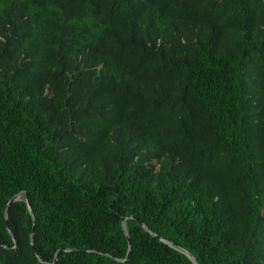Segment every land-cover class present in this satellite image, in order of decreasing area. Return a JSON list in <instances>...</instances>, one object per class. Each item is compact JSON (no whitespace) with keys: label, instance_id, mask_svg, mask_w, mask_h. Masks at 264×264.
<instances>
[{"label":"trees","instance_id":"1","mask_svg":"<svg viewBox=\"0 0 264 264\" xmlns=\"http://www.w3.org/2000/svg\"><path fill=\"white\" fill-rule=\"evenodd\" d=\"M263 208L264 0H0V264H264Z\"/></svg>","mask_w":264,"mask_h":264},{"label":"water","instance_id":"2","mask_svg":"<svg viewBox=\"0 0 264 264\" xmlns=\"http://www.w3.org/2000/svg\"><path fill=\"white\" fill-rule=\"evenodd\" d=\"M21 199V197H20V195H15L14 197H12L11 198V200L9 201V203L7 204V208L11 205V204H13L14 202H16L17 200H20ZM26 201H27V203L29 204V209H30V211H31V214H32V216H33V219H34V213H33V210H32V208H31V205H30V203L28 202V200L26 199ZM129 218H133L132 216H128V217H123L122 218V222H123V226H124V231H125V234H126V236H127V240H128V243H129V248H128V253H127V256H126V258L124 259V260H122V261H125V260H127L128 258H129V256H130V253H131V241H130V236H129V231H128V229H127V227H126V225H125V222H126V220L127 219H129ZM140 222V224L143 226V228L145 229V230H147L148 232H150L152 235H155L143 222H141V221H139ZM34 233H35V228L33 227V230H32V234H31V244L33 245L34 244ZM163 240V239H162ZM164 241H166V240H164ZM166 242H168V241H166ZM169 243V242H168ZM171 244V243H170ZM66 251H69L70 249L69 248H66L65 249ZM90 250H85V252H89ZM186 254L192 259V261L194 262V264H199L198 263V261H197V259L191 254V253H189V252H187L186 251ZM57 255H58V252L56 253V256H55V258H54V260L56 261V259H57Z\"/></svg>","mask_w":264,"mask_h":264},{"label":"rangeland","instance_id":"3","mask_svg":"<svg viewBox=\"0 0 264 264\" xmlns=\"http://www.w3.org/2000/svg\"><path fill=\"white\" fill-rule=\"evenodd\" d=\"M262 213L264 214V208L262 209Z\"/></svg>","mask_w":264,"mask_h":264}]
</instances>
